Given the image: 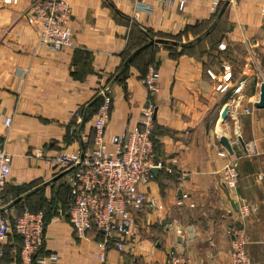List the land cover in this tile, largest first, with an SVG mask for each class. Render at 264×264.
Segmentation results:
<instances>
[{"label":"crops","instance_id":"0c3cea01","mask_svg":"<svg viewBox=\"0 0 264 264\" xmlns=\"http://www.w3.org/2000/svg\"><path fill=\"white\" fill-rule=\"evenodd\" d=\"M31 1L0 0V148L11 155L2 195L10 217L24 210L45 215L47 264H101L104 237L71 227L69 173L49 158L90 149L93 102L102 88L111 98L107 141L139 127L152 101L158 163L152 180L136 187V236L123 250L108 248L107 263L167 264L176 254L186 264H230L225 229L236 222L246 231L251 264H264V106H255L264 82V0H229L214 25L225 0H184L182 9L179 0H66L72 46L61 50L39 44L38 20L26 14ZM148 36L176 45L144 47L123 80H115L125 56ZM149 67L159 72L150 100L140 83ZM226 68L229 86L218 91ZM231 160L238 182L228 190L220 171ZM242 201L257 206L245 220L237 213ZM3 243L0 264H21L19 237L10 234Z\"/></svg>","mask_w":264,"mask_h":264},{"label":"built area","instance_id":"2783aa9c","mask_svg":"<svg viewBox=\"0 0 264 264\" xmlns=\"http://www.w3.org/2000/svg\"><path fill=\"white\" fill-rule=\"evenodd\" d=\"M14 4L17 0H4ZM167 3L172 4L170 0ZM179 9L184 0L177 3ZM216 7V6H215ZM214 7V11L215 8ZM264 14V7L262 8ZM26 14L38 20V42L53 50L72 46L71 10L66 0H32ZM231 73L226 68L223 80L216 85L218 91L229 86ZM159 72L149 67L140 83L145 87L146 97L158 91ZM101 103L94 115L93 142L88 151H60L49 158L57 170L69 173L70 186L67 209L68 222L77 233L93 229L103 235L99 243V260L108 264L105 251L108 248L123 250L129 239L137 234L138 226L132 217V209L139 205L136 187L153 178L152 169L158 166L151 134L153 131L154 105L150 100L138 118L139 127L113 134L107 141L104 137L111 98L100 89ZM250 113V110H246ZM12 118L6 116L2 123L10 127ZM109 145L114 148L110 150ZM221 179L228 190L235 189L238 182V163L231 160L221 168ZM11 174V155L0 148V258L2 244L14 231L22 239L21 264H47L43 256H35L44 245L45 222L42 212L24 210L9 216L11 208L3 201L2 189ZM10 209V210H9ZM9 210V211H8ZM257 206L248 201L237 205L241 220L256 213ZM229 240L230 264H251L245 246L248 242L243 224L231 223L225 229ZM167 264H186L184 258L170 254Z\"/></svg>","mask_w":264,"mask_h":264},{"label":"water","instance_id":"95a60500","mask_svg":"<svg viewBox=\"0 0 264 264\" xmlns=\"http://www.w3.org/2000/svg\"><path fill=\"white\" fill-rule=\"evenodd\" d=\"M229 0H225L219 13L217 14L216 19L213 21V25L216 24L217 19L221 16L222 12L224 11L225 7L227 6ZM151 43H162V44H175V41H170V40H166L163 38H152L149 39L144 45H142L141 47L137 48L135 51H133V53H131V55L126 59V61L123 63V66H127L128 62L131 60V58L137 53L139 52L141 49H143L144 47H146L147 45L151 44ZM255 106L256 107H263L264 106V82L261 83L260 85V94H259V99L257 102H255ZM226 115V108L223 109L221 116L224 118ZM219 142L221 143V145L229 152L232 153V148L231 145L229 143V140L224 136L221 135L219 137ZM152 171H155V168L152 169Z\"/></svg>","mask_w":264,"mask_h":264},{"label":"trees","instance_id":"16d2710c","mask_svg":"<svg viewBox=\"0 0 264 264\" xmlns=\"http://www.w3.org/2000/svg\"><path fill=\"white\" fill-rule=\"evenodd\" d=\"M223 5V4H222ZM221 5V6H222ZM214 27V26H213ZM212 27L210 26L208 29H207V31H209L210 29H211ZM153 37H151V36H148V40L149 39H152ZM147 40V41H148ZM147 41H145V43L147 42ZM151 45H153V43H151V44H149V45H147L146 47H148V46H151ZM144 49V48H143ZM142 51V49L139 51V52H137L132 58H131V60L128 62V64L129 63H131L132 61H133V59L140 53ZM131 55V53H128L126 56H125V58H124V62L126 61V59L129 57ZM128 66V65H127ZM127 66H121V68H120V70H119V73L115 76H113V78L115 79V80H117V81H120V80H123V78L125 77V71H126V68H127ZM145 76V75H144ZM101 103V98H97L96 99V101H94L93 102V104L95 105V108L97 109V107H98V105ZM111 106V105H110ZM151 139H152V142H153V145H154V138H153V131H152V134H151ZM155 146V145H154ZM3 190V189H2ZM2 198H3V195H2ZM69 202V201H68ZM44 215V214H43ZM45 215H44V222H45V225H46V220H45ZM10 234H13V235H15V236H17V237H19V239L21 240V242H22V239H21V237L20 236H18L14 231H11L8 235H10ZM8 237V236H7ZM6 237V238H7ZM3 245H4V243L2 244V249H3ZM44 249V245H43V247L41 248V250L38 252V253H36L35 254V256H42L43 255V250ZM3 254H4V249H3Z\"/></svg>","mask_w":264,"mask_h":264}]
</instances>
